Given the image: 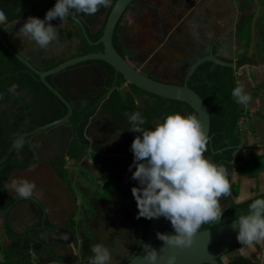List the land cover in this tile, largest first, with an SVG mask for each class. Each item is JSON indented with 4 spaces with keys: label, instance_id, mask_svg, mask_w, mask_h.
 I'll list each match as a JSON object with an SVG mask.
<instances>
[{
    "label": "flooded vegetation",
    "instance_id": "af4514ba",
    "mask_svg": "<svg viewBox=\"0 0 264 264\" xmlns=\"http://www.w3.org/2000/svg\"><path fill=\"white\" fill-rule=\"evenodd\" d=\"M116 1L110 0L108 7L99 6L97 12L91 15L75 13L73 9L70 13L75 14H70L66 20L53 19L49 23L55 28L57 38L47 49H44L35 41L22 37L19 31L20 25L30 16L43 20L47 11L54 7L56 0H0V10L6 15V20L0 22V160L16 138L35 131H52L43 128L68 114L66 105L21 59L40 73H45L72 60L105 53V48L99 40L103 36L107 19ZM155 1L154 6H150L147 0L133 1L134 7L127 9L116 26L113 47L123 59L141 73L163 82L150 73L143 72L155 48L149 47L146 51L137 49L136 42L132 41L129 35V30L133 28L127 25L130 12L141 13L143 10H152L156 23L164 22L170 26L171 22L161 13L162 0ZM174 1L178 4L175 11L183 7L181 15H186L188 31L186 37L192 42V46L188 49L190 54L195 53L200 56L197 59L213 55L229 63H237L247 57L251 45V26L249 47L243 58L234 62L228 57L234 56L237 50V47L228 43V34L235 30L238 17L232 0L228 4L233 13V22L228 27L229 32L224 33L223 21L219 17L216 21H212L216 30L209 33L207 39L200 37L197 28L206 25L208 16L213 13L212 4L215 0H170L171 3ZM252 1L256 5V12L258 5L261 7L262 15L256 24L255 53L249 65L253 67L256 64L264 65V61L259 58L260 51L256 48L257 30L261 31L259 21L264 16V4L261 5L260 0ZM223 8L222 5L216 11V15L221 16ZM168 34L163 30L158 32L157 35L162 38L161 49L158 51L165 50L169 56H173L167 43ZM143 38L141 37V41ZM168 62L170 61L167 60L165 66ZM109 68L105 63L91 61L46 78L73 110L66 124V131L71 137L68 151L46 157L47 165L55 170L72 192L76 205L74 215L64 220H57L66 234L63 239L65 242L55 244L54 247L69 253L72 258L78 256L82 264H90V259L96 255L91 252V247L98 243L102 248L108 249L109 264H113L111 254L115 251H118V254L123 253L124 261H127L135 255L148 231L150 219L138 218L137 204L131 192L133 187H139L138 181L132 179L135 165L131 144L141 133L129 130L128 117L133 113H140L145 121L141 127L144 130H153L167 115L192 114L186 104L162 101L149 94L135 92L132 85L120 75L116 76L112 68ZM184 83L185 78L177 85ZM88 114H90L88 122L84 128H81L80 121ZM72 120L76 123L71 122ZM80 131H83L82 135ZM87 131L88 136H86ZM37 135L26 138L17 145L14 150L16 153L13 152L0 166V178L7 172V167H12L8 178L16 169H26L38 164L37 156L29 142ZM10 142L11 145L4 152ZM204 157L213 163L207 155ZM7 178L1 188L3 194L0 197V207L2 205L0 230L7 226L10 235L6 233L5 235L9 244L14 250L24 252L26 240L33 235V231H40L43 234L42 238L36 237L42 242L47 233L43 229L38 211L33 208L34 216L30 217L23 212L20 202L7 192L5 188ZM230 199L233 200L230 191L219 198L222 211L230 206ZM46 225L50 226L48 222ZM55 238L61 239L60 236ZM75 241H77L76 247L73 245ZM122 242L126 244L127 251ZM69 243L71 246H68ZM34 251L43 254L40 247Z\"/></svg>",
    "mask_w": 264,
    "mask_h": 264
},
{
    "label": "clouds",
    "instance_id": "9594fccd",
    "mask_svg": "<svg viewBox=\"0 0 264 264\" xmlns=\"http://www.w3.org/2000/svg\"><path fill=\"white\" fill-rule=\"evenodd\" d=\"M110 0H56L44 19L28 17L20 25V35L35 41L47 49L56 40L57 33L50 21H64L70 14L91 15L99 6L108 7ZM75 13H70V10ZM6 20L0 10V22ZM238 103H246L249 97L241 88L233 90ZM130 131L141 133L131 144L135 171L132 179L139 187L131 189L138 208V218H159L170 221L172 235L157 234L158 239L174 247H189L201 225L220 220L223 211L219 203L222 195L230 190L226 170L203 155L207 144L202 122L196 115H167L153 130H144L145 123L140 113L128 117ZM131 171V166L130 169ZM10 188L21 198L33 196L35 185L24 179L12 180ZM241 200L245 197H240ZM237 241L242 245L241 254L264 242V198L254 199L248 206V214L240 215L235 224ZM96 253L90 264H109L110 255L98 243L91 247ZM149 264L156 261L155 252L144 257ZM175 258L169 259L173 264Z\"/></svg>",
    "mask_w": 264,
    "mask_h": 264
},
{
    "label": "water",
    "instance_id": "95a60500",
    "mask_svg": "<svg viewBox=\"0 0 264 264\" xmlns=\"http://www.w3.org/2000/svg\"><path fill=\"white\" fill-rule=\"evenodd\" d=\"M133 1L134 0H117L115 2L107 19L103 36L99 40V43L105 48V53L91 54L81 57L69 61L51 72L45 73H40L35 70L29 63L20 58L27 66L32 68L40 76L42 82L66 105L68 109V114L64 118L43 128L47 130L52 129V131H35L31 134L16 138L7 153L0 160L1 166L11 156L20 142L38 134L29 141L33 152L37 156L38 164L30 168L16 169L13 171L7 178L5 188L11 197L16 198L17 201L20 202L19 205L23 206L26 214L30 217L34 216L33 208L38 211L42 220L43 229L47 234L44 242L33 235H30L29 239L43 250L45 261L55 262L57 264H82L78 256H74V258H72L69 253L62 252L54 247L55 244H62L65 242L63 239L66 234V231L61 229L57 220H64L67 217L74 215L76 205L72 192L57 175L55 170L47 165L46 157L51 154L66 153L68 151L71 137L69 132L66 131V124L69 122L73 114V110L65 98L47 82V77L53 76L59 72L85 62L97 61L105 63L112 68L116 76L120 75L128 84L136 87L146 94L163 100L188 105L197 113L198 119L201 120L208 143L211 141L210 113L202 98L188 87V81L197 69L205 63H214L233 70L241 69L251 64V58L255 53L256 24L259 17L262 16L260 13L261 7L259 5L251 24L250 50L244 60L237 63H229L213 55L201 57L197 59L188 69L185 77V83L183 85L166 83L152 79L130 65L113 47V35L116 26L122 19L127 9L129 7H134ZM230 40L231 39H229V41ZM104 75V77H106V74ZM86 136H88V131ZM14 179H24L29 182H33L35 185L33 196L27 199L17 196L10 188V184ZM232 204L233 200L230 199L229 205L231 206ZM46 222H48L50 226H47ZM235 222L236 220L220 227L198 232L194 236L191 246L181 248L169 246L165 241L158 239V233L161 235H172L174 229L170 221L163 216L153 218L150 219L147 234L141 242V246L135 255L131 259L124 261V255H120L119 258L112 253V263L149 264L144 257L152 252H155L157 259L153 262V264H169V259L172 257L175 258L173 264H264V242L255 244L254 250L246 249V254H241L239 248H241L242 245L237 241V231L234 230L233 227ZM55 236H60L61 239H57ZM73 245L76 247L77 241H75ZM68 246H71V243H69ZM125 251H127V249H125ZM31 254H33V251ZM219 259L222 260V263L218 261Z\"/></svg>",
    "mask_w": 264,
    "mask_h": 264
},
{
    "label": "trees",
    "instance_id": "16d2710c",
    "mask_svg": "<svg viewBox=\"0 0 264 264\" xmlns=\"http://www.w3.org/2000/svg\"><path fill=\"white\" fill-rule=\"evenodd\" d=\"M112 71L110 72L112 73ZM131 87L135 92L146 94L134 86ZM188 87L202 98L210 113L211 141L206 144L203 154L207 155L214 164L222 165L225 168L231 186L235 168L234 154L238 148L242 146L241 138L237 133L239 120L241 118L240 103H238L236 98L232 95L233 90L236 89L234 71L233 69L225 68L214 63H205L200 66L191 77ZM160 100L164 101L163 99ZM189 110L190 113L196 115L193 109L190 108ZM89 116L90 114L80 121L81 128L85 127ZM71 122H74V124L76 123L75 120ZM82 133L83 131H80L81 135ZM11 143L12 142L5 148L4 152L9 148ZM15 153L16 152H14V154ZM8 161H10V159ZM11 170L12 167H7V172L0 178V197L3 194L1 188ZM256 198H264V192L240 203H235L233 201V204L223 211L220 220L201 225L198 232L223 226L235 221L240 215H247L249 204ZM0 208H2V205ZM2 231L10 235V230L7 226L0 230V252H3L4 256V260L1 264H34L31 252L39 247L30 239H27L26 246L24 247L26 251L24 252L14 250L12 245L4 249L1 243ZM42 235L40 231H33L34 237L42 238ZM221 259L218 261L222 263Z\"/></svg>",
    "mask_w": 264,
    "mask_h": 264
},
{
    "label": "rangeland",
    "instance_id": "374dc122",
    "mask_svg": "<svg viewBox=\"0 0 264 264\" xmlns=\"http://www.w3.org/2000/svg\"><path fill=\"white\" fill-rule=\"evenodd\" d=\"M231 0H215L212 4V14L208 16V29L206 31L202 30L201 35H206L207 33H211V31L215 32L216 29L212 30L214 24L212 21H216L217 18L220 17V20L223 21L224 33H228V27H230L233 22L232 9L230 5ZM233 6L236 9L237 17V25L235 30L232 33H229V39L231 38V42L228 41L229 44H232L233 47H237L236 54L234 56H228L230 59H233L234 62L243 58V54L249 47V39H250V26L252 23L253 16L256 12V5L252 0H232ZM261 5L264 4V0H260ZM223 5V12L221 16L216 15V11ZM236 6V7H235ZM238 12V13H237ZM133 13V12H132ZM218 16V17H217ZM213 17V18H212ZM261 31L257 30V50L260 51L259 58L264 61V16L260 19ZM187 45L181 46L180 54L175 59L174 62H167V58H163V64H159L158 67L154 65V71H146L143 69L144 73H150L152 76L159 75L160 79L167 80L170 83L181 84L184 81L185 75L191 66V64L200 56L195 55V53L190 54L188 52ZM226 56V55H224ZM153 65V64H151ZM165 69L164 72L159 74L158 69ZM234 77L236 82V88H241L244 93H246L249 97V100L246 103H240V113L241 118L239 120L243 122L244 131H237L238 135L242 141V147H240L239 151L236 153L235 166L238 169L240 164L243 162V154L244 151L242 148L248 147H260L264 146V65L256 64L255 66H247L241 69H235ZM258 78V82H255V78ZM254 162H257V166H252V173L255 174V170L260 167H264V159L252 157ZM256 159V160H255ZM246 167V165H245ZM245 171L244 166L242 169L240 168V172ZM246 174V173H245ZM261 191V190H260ZM246 193H244L245 195ZM254 194V193H253ZM233 199L235 197L233 193H231ZM240 200V197H237ZM1 224V223H0ZM1 233H4L2 231ZM4 243L5 240H4ZM11 245V244H9Z\"/></svg>",
    "mask_w": 264,
    "mask_h": 264
},
{
    "label": "crops",
    "instance_id": "0c3cea01",
    "mask_svg": "<svg viewBox=\"0 0 264 264\" xmlns=\"http://www.w3.org/2000/svg\"><path fill=\"white\" fill-rule=\"evenodd\" d=\"M147 2L150 4V6L156 5L155 0H147ZM161 2H163V5L161 6V13L164 16V18L168 19L171 22L170 26L165 24L164 22L156 23L155 21L156 17L152 13V10L151 11L143 10L141 11V13H139L138 11L133 13L130 12L128 14L127 25L133 28V29L129 28L130 29L129 35L132 41L136 42L135 47L137 49H142L143 51L144 50L146 51L149 47L155 48L153 55L149 56L150 59L148 60L147 64L144 66V69L148 72L154 71L155 70L154 65L158 67L157 64L158 62H160L159 63L160 65L163 64L162 66H164V63L162 62L164 57L167 58L168 61L174 62L175 59L180 54L181 46L187 45V47L189 48L192 46L191 39L186 37V34L188 32L186 25V15L185 14L181 15L183 7L181 8V10L175 11L178 7L177 1L171 3L170 0H162ZM207 27H208V20L205 26H198L197 28L200 37L203 39H207L206 36L209 34L207 33L204 36L201 35L202 30L206 31L208 29ZM213 29H215V27L214 28L212 27V30ZM161 30L169 33L167 36V43L170 50L173 52V56H169L165 50H161V51L159 50L160 52L158 51V49H161L162 38L159 37L157 34ZM213 32L211 31V33ZM141 37L142 38L144 37L142 41H141ZM164 70L165 69H162L160 67V69H158L159 74H161V72H164ZM158 76L159 75L157 74L156 76L153 77L156 79H160ZM258 78L259 77L255 78V82H258ZM160 80L168 83L167 80L164 79H160ZM242 149L244 151L243 162L240 164L238 169L235 166L233 172V178L229 190L230 193H233L235 197V200L233 199L235 203L243 202L247 199L256 196L257 194L264 192V167L260 168L261 167L260 166L258 170L256 169L255 174L252 173V169H251L252 166L254 167L257 166V162H254L252 157L257 158L258 160L260 158L264 159V146H260V147L251 146ZM243 166L246 172L245 171L240 172V168L242 169ZM85 183L87 182L85 181ZM244 193L246 194L244 195ZM238 196L239 197L243 196L245 197V199L238 200L237 199ZM23 212L26 213L25 209H23ZM4 240L6 243H4ZM1 243L4 249L8 247L9 242L7 236L4 233H1ZM122 245L124 249H127L126 244L124 242H122ZM112 253L113 255L119 258L120 255L121 256L124 255L123 253L118 254V251ZM32 258L34 264H57L55 262L45 261L43 254L36 251L34 252V250H33ZM3 260H4L3 252H0V264L3 262Z\"/></svg>",
    "mask_w": 264,
    "mask_h": 264
},
{
    "label": "built area",
    "instance_id": "2783aa9c",
    "mask_svg": "<svg viewBox=\"0 0 264 264\" xmlns=\"http://www.w3.org/2000/svg\"><path fill=\"white\" fill-rule=\"evenodd\" d=\"M238 131H243V122L240 121L238 124Z\"/></svg>",
    "mask_w": 264,
    "mask_h": 264
}]
</instances>
